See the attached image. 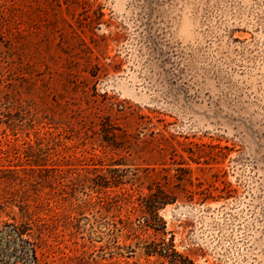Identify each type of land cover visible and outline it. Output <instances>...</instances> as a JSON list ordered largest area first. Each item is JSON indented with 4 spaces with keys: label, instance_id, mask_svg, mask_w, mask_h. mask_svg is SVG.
Returning <instances> with one entry per match:
<instances>
[{
    "label": "rangeland",
    "instance_id": "obj_1",
    "mask_svg": "<svg viewBox=\"0 0 264 264\" xmlns=\"http://www.w3.org/2000/svg\"><path fill=\"white\" fill-rule=\"evenodd\" d=\"M0 90L41 264H264V0H0Z\"/></svg>",
    "mask_w": 264,
    "mask_h": 264
},
{
    "label": "trees",
    "instance_id": "obj_2",
    "mask_svg": "<svg viewBox=\"0 0 264 264\" xmlns=\"http://www.w3.org/2000/svg\"><path fill=\"white\" fill-rule=\"evenodd\" d=\"M103 15L102 13H99ZM105 38V37H104ZM98 47V46H97ZM1 90H0V101H1ZM54 169V168H52ZM182 169V168H179ZM185 171L190 172L188 167L183 168ZM8 171H12L8 169ZM14 173V171H12ZM4 170L0 169V238L5 236L7 242L14 240L21 241L22 243L30 244L31 254L24 252L22 255V264H41L37 258L35 248L37 242H42L44 236L49 229L48 223L45 217L39 212L42 204H37L31 207L27 201V198L19 196L17 193L24 189L28 181L20 177L4 176ZM121 176V175H120ZM119 175L114 176L120 177ZM52 178L54 176H51ZM171 176L165 178L163 184L155 185V189L152 186H147L149 194L141 197V213H142V226L150 225V221L160 220L158 211L160 208L168 203L176 201V194L170 187ZM177 179L181 181L180 178ZM182 179H184L182 177ZM20 184L19 189L15 188V185ZM18 207V213L13 211V207ZM6 217V219H3ZM152 227V226H151ZM33 239L35 243H31ZM37 241V242H36Z\"/></svg>",
    "mask_w": 264,
    "mask_h": 264
}]
</instances>
